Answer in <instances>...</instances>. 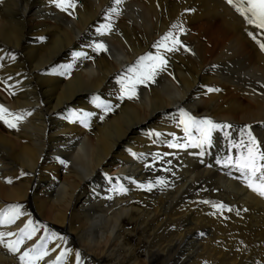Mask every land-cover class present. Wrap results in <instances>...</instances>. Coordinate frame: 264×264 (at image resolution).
<instances>
[{"label":"bare ground","instance_id":"obj_1","mask_svg":"<svg viewBox=\"0 0 264 264\" xmlns=\"http://www.w3.org/2000/svg\"><path fill=\"white\" fill-rule=\"evenodd\" d=\"M73 2L0 0V264L41 243L48 255L28 264L61 252L59 264L77 252L80 264H264V196L249 187L259 180L236 162L208 168L219 156L184 137L201 128L186 113L230 125L228 143L264 138L259 28L227 0ZM168 33L172 51L155 46ZM149 53L163 70L129 87ZM239 65L252 82L218 78ZM29 222L36 232L11 251Z\"/></svg>","mask_w":264,"mask_h":264},{"label":"snow or ice","instance_id":"obj_2","mask_svg":"<svg viewBox=\"0 0 264 264\" xmlns=\"http://www.w3.org/2000/svg\"><path fill=\"white\" fill-rule=\"evenodd\" d=\"M227 2L232 5L237 12H239L244 18L246 19L247 23L254 24L256 27H258L261 30H264V0H227ZM115 3L119 5L121 3V0H115ZM58 6L61 7L64 10H67L68 8H74L75 3L73 0H58ZM117 9L113 8L112 12H116ZM109 25L102 26L103 28H108ZM175 27V26H174ZM250 36L255 40L256 36L252 33H249ZM171 40L173 48L168 47V41ZM260 45V48L264 50V43H260L257 41ZM180 44V41L173 37L172 33L166 34L164 37H162L161 41L155 45L158 48H165L167 51L174 50V46ZM97 49H103V44H97ZM144 61H151L150 64H140L139 65V71L140 74L137 77L136 82L143 83L147 79H151L153 74L156 72L157 68H160V70H163V65L166 64V61L163 56L156 55L153 56L150 53L146 56L140 57V62ZM130 72H137L138 68H130ZM208 91H218V89H212L209 88ZM7 109L2 108L0 106V113H6ZM186 117V120L191 121L193 123H196L198 125H202L203 127L200 128L201 133V141L200 143L207 142L211 143V133L213 129H217L220 127H231L230 125H219L214 123L210 119H204L196 121L191 116H188L186 113L184 114ZM0 119H4L2 115H0ZM19 119V117H17ZM5 123H8L9 127H15V124L9 122L8 120H5ZM189 131L188 127H185V132L187 133ZM227 135V133H225ZM243 144V141L241 142ZM175 146V145H170ZM195 146H199L198 144ZM247 155L243 156L241 159H238L236 161L237 166L241 170H250L251 171V177L256 178L260 181V184L258 186H254L251 183V180L249 182V187H252L254 191H258V193L262 196H264V163H261L264 161V151L260 150L259 144L256 141V138L252 136L251 132H248V144H247ZM11 182V181H9ZM158 183L163 184V180H159ZM149 188L151 185L148 186ZM9 211L13 214L11 217V222H14L15 218L19 216V206L11 207L9 208ZM0 215L8 217L7 212H0ZM30 223V222H29ZM28 228V225L25 226V229H21V236L17 241H9L7 243V247L13 251L18 252L19 246L24 243L25 237L27 239H31L33 234L36 232V228H32L30 232L26 231ZM8 235H14L12 233H9ZM3 234H0V243H3ZM34 258L36 260L42 259L44 256L48 255V252L46 250V244L41 243L37 246H34L31 249H28L27 251L23 252L20 255V260L22 261V264H28V260L30 258ZM66 255V252H61L60 256L56 258V261L54 264H59V261ZM76 262L77 264H80V253H76Z\"/></svg>","mask_w":264,"mask_h":264},{"label":"rangeland","instance_id":"obj_3","mask_svg":"<svg viewBox=\"0 0 264 264\" xmlns=\"http://www.w3.org/2000/svg\"><path fill=\"white\" fill-rule=\"evenodd\" d=\"M234 2H236V0H234ZM256 34L258 36L257 39L260 40L259 42L260 43H264V36H263V34H262L260 29L256 31ZM125 67H127V65ZM242 69L244 70V67L239 65V66H237V68L235 69V72L233 73L232 70L229 67L226 70L217 73V75H218V78L220 76H224L226 79L234 80L236 82H241V83H250V82H252V81H249L248 78L241 79V75H243V72H241V71H243ZM139 74H140L139 70L137 72H130V77L127 78V80L125 81V82H132V84L128 85L129 87L145 85V84H147L148 82H150L154 78L152 76L151 79H147V80H145V82L139 83V82H136L137 77L139 76ZM202 109L203 108L200 107V110H202ZM177 121H178L177 123L182 122L183 121V117L178 119ZM196 125L198 126V124H196ZM199 126H201V128L203 127L202 125H199ZM217 129L218 130L220 129V131L217 132ZM217 129L216 130L215 129L212 130L213 132L211 133V143H207V142L200 143L202 137H200L201 133L199 131H198L199 132L198 135H196L197 133L195 134L193 131H190L188 133L184 132V137L187 140L190 139L189 141H190V146L191 147L194 146V144H196V145L198 144L199 146H201V149H200L201 154L204 153V148L203 147H205L206 149L209 150V151L207 150L208 153L206 152V154H208V156H211V154L212 155L214 154L217 157L219 156L217 159H215L216 161H214V159H213L212 161L209 162L208 168L213 167V165L215 164L214 166L217 165V168L219 170H222L223 166L225 164L229 163V161L234 163L238 159H241L243 156L247 155L246 149H247V144H248V137L247 136H242V135H244L242 133V135H239V136L235 137V139H231L232 141H229V143H228V142H226V139H227L228 135H231V130L229 128L223 129V127H220V128H217ZM225 130H227V131H225ZM214 132H215V134H218V136H216L214 134ZM225 133H227V135H225ZM254 137L256 138V141L259 144L260 150L264 151V138H262V137H260L258 135L254 136ZM191 139H193V140H191ZM242 141H243V144L241 143ZM208 156L204 157V158L201 157L202 161L203 162H207ZM234 157H235V159H233ZM233 160H235V161H233ZM261 163H264V161H262ZM169 164H171V162H169ZM237 167L238 166H237V163H236L233 168L236 169ZM165 169H167V167ZM161 171H164V169L162 168ZM222 171H226V170L223 169ZM257 182H258V184H260L259 181H257ZM251 183L253 184V181H251ZM253 185L257 186L255 184H253ZM138 206H141L143 208L145 207L144 205H141L140 203L138 204ZM7 213H8V211H7ZM20 214H21V212H20ZM11 215H13V214H11ZM27 225H28V228L26 229V231H28V232H30L32 230V228H35L34 222H30ZM62 234L65 237H69L67 235V233H65V232H62ZM174 251L173 252L171 251L170 255H174ZM158 264H162V263L159 262Z\"/></svg>","mask_w":264,"mask_h":264}]
</instances>
